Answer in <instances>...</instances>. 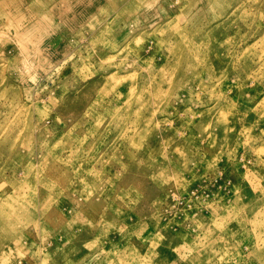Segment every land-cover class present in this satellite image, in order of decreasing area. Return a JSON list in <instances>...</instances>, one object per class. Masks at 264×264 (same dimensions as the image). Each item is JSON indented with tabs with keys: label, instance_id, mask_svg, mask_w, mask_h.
Segmentation results:
<instances>
[{
	"label": "rangeland",
	"instance_id": "obj_1",
	"mask_svg": "<svg viewBox=\"0 0 264 264\" xmlns=\"http://www.w3.org/2000/svg\"><path fill=\"white\" fill-rule=\"evenodd\" d=\"M132 1L0 0V264H264V0Z\"/></svg>",
	"mask_w": 264,
	"mask_h": 264
},
{
	"label": "bare ground",
	"instance_id": "obj_2",
	"mask_svg": "<svg viewBox=\"0 0 264 264\" xmlns=\"http://www.w3.org/2000/svg\"><path fill=\"white\" fill-rule=\"evenodd\" d=\"M135 1V0H134ZM134 1H132V2H128V3H126V6L127 5H131ZM211 1V0H210ZM215 1V0H214ZM215 2H217V1H215ZM1 7V6H0ZM23 7H25V8H23ZM23 7H21V9L25 12V11H29V12H31V10H32V12H34V13H36L34 10H36V5H28V6H23ZM3 9V8H2ZM5 10V9H4ZM37 11V10H36ZM36 19V18H35ZM37 20H39L38 18H37ZM21 34V33H20ZM16 35V34H15ZM19 36V35H18ZM25 38V37H24ZM26 47V46H25ZM4 209V208H3ZM6 216H7V219L8 220H20V217H19V215H18V209H17V207L16 206H14V207H10V212L8 213V214H6ZM8 220H6V222L8 221ZM6 224V223H5ZM6 226V225H5ZM7 227H8V224H7ZM1 228V227H0ZM5 228V227H4ZM4 228H2V229H4ZM9 229V228H8ZM5 230H6V228H5Z\"/></svg>",
	"mask_w": 264,
	"mask_h": 264
}]
</instances>
